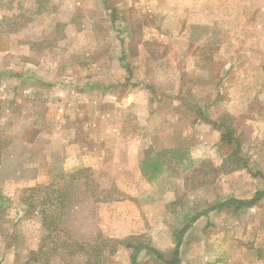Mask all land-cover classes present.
I'll list each match as a JSON object with an SVG mask.
<instances>
[{"label": "rangeland", "instance_id": "obj_1", "mask_svg": "<svg viewBox=\"0 0 264 264\" xmlns=\"http://www.w3.org/2000/svg\"><path fill=\"white\" fill-rule=\"evenodd\" d=\"M181 126L194 130L191 162L162 153L186 137ZM236 149L248 169L227 163ZM152 157L167 165L150 184L141 164ZM260 173L264 0H0L1 264H85L44 242L23 190L63 187L69 233L52 238L69 243H101L100 205L122 202L125 231L132 218L141 231L118 239L140 238L171 260L196 214L251 199ZM27 181L37 183L17 185ZM131 254L102 264H131ZM138 264L164 263L144 251ZM176 264H264V199L191 224Z\"/></svg>", "mask_w": 264, "mask_h": 264}, {"label": "trees", "instance_id": "obj_2", "mask_svg": "<svg viewBox=\"0 0 264 264\" xmlns=\"http://www.w3.org/2000/svg\"><path fill=\"white\" fill-rule=\"evenodd\" d=\"M44 7H40L39 11L42 12ZM225 134L222 137V141L231 144L233 140L227 138ZM164 156L166 154L172 155L171 160L178 161L182 163L185 160L191 162L187 154V150L184 148L179 149H164L162 152ZM227 163L230 162L232 165V171L240 169H248V163L245 162L238 149H236L228 158ZM224 163V167L227 164ZM167 165L163 159L159 157H152L144 161L141 164V173L148 182L154 183L160 179V177L165 173V166ZM264 180V175L259 174ZM74 181V179H72ZM44 192L45 195L42 196ZM264 199V189L257 191L251 199H237L229 198L225 201L217 203L216 205L209 207L205 211L196 214L191 220L189 225H187L182 231L177 235V245L175 248L174 256L171 260L165 258V256L156 248L151 246L150 243H141L140 238L129 237L126 239H113L105 237L101 231L99 232L98 238L101 243H95L93 245L81 244L79 242L69 243L67 241H60V239L52 238V235L58 233V231L63 230L65 233L68 231L62 229V225L65 217L69 212L68 196L63 187H58L55 184H49L47 186H36L23 190L21 197V204L27 206L30 210L27 213L32 214L36 209L39 210V215L41 217V222L43 228L48 235L45 237L44 242H48L50 239L55 244V249L59 250L63 248L68 252L69 256L75 257L77 254H85V264H102L103 258L105 256H113L122 247L132 250L131 254V264H138V258L142 252H147L154 256L157 260L164 264H176L179 261L180 249L183 243V238L188 230L191 228V224L197 222L202 216L208 215L211 212H223L229 209H245L257 205L260 201ZM104 201H111V199H105ZM60 233V232H59ZM58 237V235H56ZM71 240V239H69ZM38 253H43L45 255L47 252L44 251V245H41ZM1 264V263H0Z\"/></svg>", "mask_w": 264, "mask_h": 264}, {"label": "crops", "instance_id": "obj_3", "mask_svg": "<svg viewBox=\"0 0 264 264\" xmlns=\"http://www.w3.org/2000/svg\"><path fill=\"white\" fill-rule=\"evenodd\" d=\"M181 127H182L181 130H184V132L186 134L185 135L186 137L184 138L183 137L184 135L182 133V135H179V137L176 139L179 142H176L174 144L164 145V148L165 149H173V148H178V149L179 148H184V149H186V148H191V146L193 147V145H191V141H192L193 136H194V130L191 128V130L188 133H186V128H184L183 126H181ZM133 134H134V139H133L134 145H133V147H136L135 144L137 142L139 144L141 143V137H140V135H137L136 136V133L135 132ZM186 140L188 142H186ZM153 145H155V146L157 145V143L155 142V140H153ZM138 146L139 145H137V147ZM146 181H147V179H146ZM37 182H41V178H40V181H37ZM37 182L36 181H33V182H29V181H27V182H20L17 185H19L21 187H31V186H34ZM148 183H150V182H148ZM9 196H11V195H9ZM12 200H14V199L12 198ZM122 208H123L122 207V202L121 203L120 202H113V203L105 202V203H102L100 205L99 214H100V217L102 218V220H101V223H102L101 228H102L103 234L104 233L105 234L107 233L106 228H105L106 227L105 226L106 224H109V226L112 228V231H110V232L113 233L112 237L113 238H116V239L123 238V237L128 236V235H136V234H138L141 231V224H140V222H138V219L135 220L132 217H131L132 219H130V221H131V227H129V231L128 232L125 231L124 226H123V224H121L122 222L120 221V219H121L120 218V214L121 215L123 214ZM15 210L17 211L16 212L17 216L18 217H21L22 215H18V214H22L23 211L20 208L19 209L17 208ZM110 210H113V212L112 213H109ZM105 216H107V219L104 218ZM109 219H112V220L110 221ZM40 220H39V228L43 229V225H42V222ZM132 220H134L135 222L132 221ZM108 229L111 230L110 228H108ZM108 233H109V231H108ZM124 251L126 252L127 249L124 248V247H122V248H120L118 250V252L115 255L118 256L121 253H123Z\"/></svg>", "mask_w": 264, "mask_h": 264}]
</instances>
